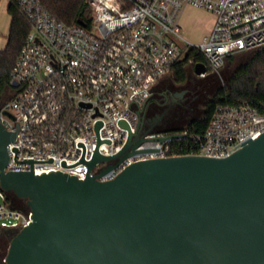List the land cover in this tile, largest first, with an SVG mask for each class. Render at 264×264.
<instances>
[{
    "label": "built area",
    "instance_id": "1",
    "mask_svg": "<svg viewBox=\"0 0 264 264\" xmlns=\"http://www.w3.org/2000/svg\"><path fill=\"white\" fill-rule=\"evenodd\" d=\"M87 1L93 16L88 27L66 24L39 0H7L30 26L10 71L9 97L0 102L4 128L14 131L16 121L19 125L15 139L7 144L4 170H30V161L14 159L11 147L15 145L16 159L52 156V161H32L33 173L60 170L84 178L85 162L64 166L60 161L72 163L81 156L79 140L85 146L84 159H90L96 144V119L103 121L99 138L111 139L98 144L103 154L116 152L126 140L128 129L117 123L120 117L143 137L184 133L161 141L143 139L135 147L158 150L136 151L119 162L118 158L96 162L91 174L117 162L100 175L102 180L140 159L180 154L226 156L240 142L264 131V100L217 102L202 131L154 129L159 118L138 121L153 88L176 64L189 63L194 68L195 63L203 62L192 57L183 60L186 47L206 58L205 71L197 74L206 76L218 73L229 55L264 46V15L259 16L264 14V0ZM186 5L212 15L209 30L197 41L184 37L179 21ZM248 19L252 27L246 21L229 28ZM31 214L27 205H12L0 188V230L16 232L32 221Z\"/></svg>",
    "mask_w": 264,
    "mask_h": 264
},
{
    "label": "water",
    "instance_id": "2",
    "mask_svg": "<svg viewBox=\"0 0 264 264\" xmlns=\"http://www.w3.org/2000/svg\"><path fill=\"white\" fill-rule=\"evenodd\" d=\"M251 19L229 28L246 21L252 27ZM205 69L204 62L193 68L196 74ZM102 123L94 121L90 159H84L79 140L81 156L60 161L64 166L85 162L84 178L60 170L33 173L32 161H52V156L16 159L15 145L14 159L30 161V170H4L7 144L19 125L16 121L11 131L0 123V188L25 199L32 211V221L14 232L0 264H264V131L226 156L140 159L102 180L100 175L126 155L159 149H135L143 139L184 134L143 137L120 117L126 140L116 152L103 154L98 144L111 139L99 138ZM116 158L90 173L96 162Z\"/></svg>",
    "mask_w": 264,
    "mask_h": 264
},
{
    "label": "trees",
    "instance_id": "3",
    "mask_svg": "<svg viewBox=\"0 0 264 264\" xmlns=\"http://www.w3.org/2000/svg\"><path fill=\"white\" fill-rule=\"evenodd\" d=\"M39 1L53 15L66 24H77L80 19L85 22L84 25L87 27L91 24L93 18L92 9L87 0ZM6 10L11 18L5 47L0 49V97L5 95L9 89L10 71L30 26L29 22L13 2L8 3ZM255 49L256 51L251 59L245 65L238 68L230 78L229 88L227 90H218L215 98L205 103L204 111L199 118H193L184 125L170 128H187L189 131H202L207 124L215 103L242 101L256 103L264 100V46ZM234 55H229L227 59L232 58ZM188 57L206 63V58L193 48H190L185 53L183 60H186ZM172 71L176 79H184L185 74L181 63L176 64ZM13 199H15L14 194L7 193V200L12 205L19 207L18 203L14 202ZM13 235L14 233L11 234V236Z\"/></svg>",
    "mask_w": 264,
    "mask_h": 264
},
{
    "label": "rangeland",
    "instance_id": "4",
    "mask_svg": "<svg viewBox=\"0 0 264 264\" xmlns=\"http://www.w3.org/2000/svg\"><path fill=\"white\" fill-rule=\"evenodd\" d=\"M7 0H0V49L5 47L7 34L10 25V14L7 12ZM208 15L195 7H185L180 22L184 28V37L188 40L194 39L196 34H199ZM188 51L186 47L183 51V56ZM254 50H248L236 53L232 58L227 59L224 66L218 73H207L206 76H198L189 63H183L182 68L184 70L185 77L183 80L175 78L173 71L169 72L161 78L158 84L162 80H170L172 84V92L180 91L185 89L182 96L185 98L184 103L186 105L178 104L176 100L165 101L164 95H156V105L160 109L158 114L160 119L154 124V129L178 127L184 125L193 118H199L205 108V103L215 98L218 90L229 88L230 78L241 66L245 65L251 57L254 55ZM10 89L7 90L6 94L0 97V102L5 98L9 97ZM14 202L18 203L19 207H26V202L18 199H13ZM12 236H7L2 230H0V260L5 257L7 245L9 239Z\"/></svg>",
    "mask_w": 264,
    "mask_h": 264
},
{
    "label": "flooded vegetation",
    "instance_id": "5",
    "mask_svg": "<svg viewBox=\"0 0 264 264\" xmlns=\"http://www.w3.org/2000/svg\"><path fill=\"white\" fill-rule=\"evenodd\" d=\"M172 84H173V82H171L170 80L169 81L168 80H162L160 82V84H157L153 88V92H152L151 96L146 100L144 107L139 112V120L140 121H144L145 119H148V118H150V119L151 118L152 119L153 118L154 119L159 118L160 119V116L158 114V111L160 109L158 108L159 106H157L155 104L156 103L155 101L157 100V98L155 96L158 94L164 95L163 98L165 101H167V100H174L175 101L176 100L177 102H179L178 104L186 105V103H184L185 98L182 96V94L185 92V90H182L180 92H177V91L172 92ZM14 198L26 202L25 199L19 198L15 195H14ZM2 231L7 236L14 233L13 229H2ZM0 263H3V259L0 260Z\"/></svg>",
    "mask_w": 264,
    "mask_h": 264
},
{
    "label": "crops",
    "instance_id": "6",
    "mask_svg": "<svg viewBox=\"0 0 264 264\" xmlns=\"http://www.w3.org/2000/svg\"><path fill=\"white\" fill-rule=\"evenodd\" d=\"M185 7H194V6L186 5ZM184 8H183V10H184ZM197 9H200V8H197ZM183 10H182V12H183ZM200 10L203 11V12H205L208 15L207 20H205V22H208V24H204V26L201 29L200 33L199 34H196L197 36H195L194 39H190L191 41H197V40H199L202 37V35L209 30V28L211 26V23H212V15L209 12H207L206 10H204V9H200ZM182 12H181V14H182ZM181 14H180V17H181ZM180 17H179V21H180ZM180 24L182 25L181 22H180ZM182 28H183V26H182ZM183 30H184V28H183Z\"/></svg>",
    "mask_w": 264,
    "mask_h": 264
}]
</instances>
